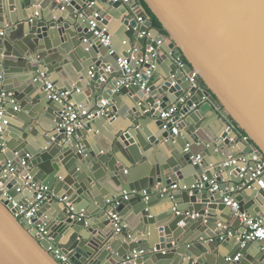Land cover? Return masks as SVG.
Masks as SVG:
<instances>
[{"label": "water", "instance_id": "1", "mask_svg": "<svg viewBox=\"0 0 264 264\" xmlns=\"http://www.w3.org/2000/svg\"><path fill=\"white\" fill-rule=\"evenodd\" d=\"M138 18L151 39L138 38ZM104 29L110 46L95 36ZM149 46L159 55L146 89L119 88V59ZM47 83L91 110L107 101L111 113L68 136ZM0 91L11 94L0 184L13 201L0 192V264H63L50 246L68 264H264V242L243 245L223 202L224 181L249 182L240 170L254 166L252 152L264 157V0H0ZM186 95L175 135L160 113ZM31 183L49 191L33 220L45 240L14 216V203L36 196ZM235 200L264 218V175Z\"/></svg>", "mask_w": 264, "mask_h": 264}, {"label": "built area", "instance_id": "2", "mask_svg": "<svg viewBox=\"0 0 264 264\" xmlns=\"http://www.w3.org/2000/svg\"><path fill=\"white\" fill-rule=\"evenodd\" d=\"M55 1L59 4L69 2V0ZM120 1L123 4H128L130 2V0ZM144 23L145 20L143 18L137 19V27L135 28L137 36L140 39H151L149 31L140 30V28L144 26ZM90 24L92 30L97 28V24L95 22H91ZM95 36L100 40L101 44L105 46L111 45V39L110 36L106 35V29L102 30L101 32H96ZM160 44L161 41H158L157 45L159 46ZM158 55V51L149 46L148 48H146L144 56L140 59H137L133 53H131L129 59H119V66L125 72V76L120 78L119 80V88H130L134 85H139L141 89L145 90L146 82L143 80V77H152L155 70L154 61ZM150 57H152L154 61L151 62ZM132 61L136 62V66L138 67V69H134L131 67ZM191 83H194L193 79H191ZM45 92L47 93V97L49 100L57 102L63 106L64 110L61 115L63 124L61 127L65 130L68 136L75 134L78 130L88 127V125L92 124L96 118L104 115H109L111 113L110 109L107 107V101H103L101 105L92 110L81 105L69 103L67 98L70 93L68 91H59L57 87L52 83L46 84ZM9 97H11L10 93L0 91V138L4 133L3 126L5 123H3V119L5 115V101ZM188 97L189 95H186L185 97L181 98L176 104L168 108L165 112L161 111L160 113V119L164 122V128L167 129V125L172 124V132L175 135L178 134V124L182 119V116H179V112L181 108L186 105ZM179 105L181 106V108L178 107ZM15 110H17V107H15ZM178 117L179 119H177ZM234 129L236 130L235 127ZM243 141H248V138L246 136H243ZM252 156L254 157V166L246 165L240 170L241 178H243L246 174L251 173L250 181L243 185L245 188L249 187L252 182L257 181L264 175V157L260 154H257L256 152H252ZM197 161H200V158H198ZM237 162L238 159H231L224 166L234 165ZM22 166L26 167V163L24 161L22 162ZM210 186L211 192H216L219 190V185L214 181L210 182ZM25 188H27L31 193H36V196L34 197L33 201L27 206H19L17 203H14V216L23 225L29 226L31 231H36L37 238H39L40 240H45L44 227H36L33 224V220L37 216L41 204L48 200V188L42 185L38 186L34 183L26 184ZM195 188V186H192V189ZM0 192H3V196L7 199V202H13L12 199L8 197L7 190L2 189V184H0ZM17 192L20 193L21 189H18ZM127 199L128 194L125 193L124 200ZM223 202L239 217L242 226L245 228L244 233L241 234L239 238L242 241L243 245L253 242H264V218L253 219L245 212L240 213L239 203L231 196H223ZM112 205L114 208L118 207L120 205L118 199H116ZM109 219L115 225L116 234H120L123 230L121 218L117 214L110 213ZM48 252L53 253L54 257L58 259L60 263L68 264L67 259L62 255L60 250L56 249L53 246H50L48 248ZM236 260H238V258Z\"/></svg>", "mask_w": 264, "mask_h": 264}, {"label": "crops", "instance_id": "3", "mask_svg": "<svg viewBox=\"0 0 264 264\" xmlns=\"http://www.w3.org/2000/svg\"><path fill=\"white\" fill-rule=\"evenodd\" d=\"M170 64L169 63H165V69L163 70L164 72H166V71H169V69H170ZM115 77H117V76H115ZM89 96H90V93H86L85 95H84V101H86V102H88L87 100H88V98H89ZM84 107H87L88 108V106H84ZM231 124V126L233 125L232 124V122H230ZM233 127V126H232ZM103 128H104V130H106L107 131V127L104 125L103 126ZM242 157H244L243 155L241 156V158ZM224 184H226L229 188H230V190H226L224 193H223V196H231V197H233L234 199L237 197V195L242 191V190H244L245 189V187L243 186L245 183H243V184H238L237 185V187L235 188V189H233V185H232V182L231 181H229V180H225L224 181ZM124 232V228H123V230H122V232L120 233V234H117V235H121L122 233Z\"/></svg>", "mask_w": 264, "mask_h": 264}, {"label": "trees", "instance_id": "4", "mask_svg": "<svg viewBox=\"0 0 264 264\" xmlns=\"http://www.w3.org/2000/svg\"><path fill=\"white\" fill-rule=\"evenodd\" d=\"M141 4H142V6L144 7V9L150 14V16H151V21H152V23H153V27L155 28V29H157V30H159L161 33H163L164 34V32H163V30H162V27H161V25L159 24V22L157 21V19L149 12V10H148V8L145 6V4L141 1ZM233 126L237 129V130H239L238 129V127L235 125V124H233ZM240 131V130H239Z\"/></svg>", "mask_w": 264, "mask_h": 264}]
</instances>
